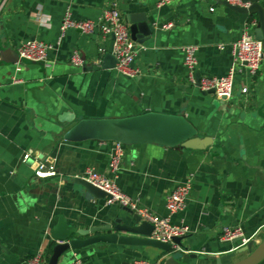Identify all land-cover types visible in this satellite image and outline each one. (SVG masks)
<instances>
[{"label":"crops","instance_id":"0c3cea01","mask_svg":"<svg viewBox=\"0 0 264 264\" xmlns=\"http://www.w3.org/2000/svg\"><path fill=\"white\" fill-rule=\"evenodd\" d=\"M112 1L129 26L130 13H146L156 26L145 43L137 42L144 48L133 63L140 70L135 77L91 66L111 40L98 29L93 34L61 29L66 12L74 19L97 20ZM257 23L258 13H241L217 0H173L162 6L157 0H0V264H30L40 251L49 260L58 242L52 230L61 215L69 226L89 229L125 213L121 204H106L73 181L88 168L111 175L116 142L65 140L61 118L69 113L76 115L72 125L82 118L184 111L212 144L205 150L125 145L118 186L139 206L189 227L181 248L197 257L187 263L213 264L206 258L243 244V239H222L224 226H240L245 238L259 244L264 238V59L251 74L245 64H235L232 52L244 28L252 25L254 33ZM27 40L50 46L49 64L14 61ZM186 45L197 47L201 76L221 77L235 65L231 98L222 102L189 83ZM6 46L12 50L4 51ZM76 51L82 65L71 60ZM26 152L54 160L60 174L38 178L33 160H24ZM188 177L193 188L187 207L171 214L167 196ZM165 258L156 247L101 242L68 251L59 264L76 259L81 264L137 259L164 264Z\"/></svg>","mask_w":264,"mask_h":264},{"label":"water","instance_id":"95a60500","mask_svg":"<svg viewBox=\"0 0 264 264\" xmlns=\"http://www.w3.org/2000/svg\"><path fill=\"white\" fill-rule=\"evenodd\" d=\"M241 13H258V23L254 30L255 38L264 42V6L258 0H243L249 3L248 6H240L229 3L227 0H217ZM130 22V32L133 40L138 43H145L156 30L154 23L150 22L146 13H130L127 16ZM114 35L110 40L105 52L98 53L97 60L91 64L95 70L113 69L117 58L113 54ZM12 50L6 46L4 51ZM15 51V50H13ZM14 61L39 62L20 57L17 51ZM200 72H196V85H200ZM184 88V87H183ZM204 94H215V90L203 91ZM222 102L226 100L221 98ZM76 115L65 114L61 118L64 132V139L72 142L86 140L114 141L123 145L137 143H154L164 147L184 149L205 150L213 142L210 136H200L198 129L186 117L184 111L180 113H166L157 111H146L140 114L114 117L82 118L74 124ZM73 181L81 185L87 194L98 199H105L108 195L104 190L93 185L81 176H74ZM124 215H118L114 223L101 224L89 229H77L69 226L64 216L58 218L52 230V237L57 242L48 264H59V260L68 251L79 250L97 243H119L132 246H152L163 250L166 253L164 264H190L185 260H191L196 254H187L181 248V237H174L173 241L180 248L176 249L173 244L165 243L150 237L154 225L143 219L136 211L128 206H123ZM242 237L233 239V242L242 240ZM246 254L240 257L241 253ZM213 264H260L264 261V238L259 244L254 241L242 244L231 251L212 255L206 258Z\"/></svg>","mask_w":264,"mask_h":264},{"label":"built area","instance_id":"2783aa9c","mask_svg":"<svg viewBox=\"0 0 264 264\" xmlns=\"http://www.w3.org/2000/svg\"><path fill=\"white\" fill-rule=\"evenodd\" d=\"M173 0H157V5L162 6L170 4ZM229 3L240 6H248L249 3L243 0H227ZM214 9V8H212ZM252 25H247L241 37L232 44V52L235 64H245L251 74H256L264 59V42L255 38L254 33L250 30ZM69 28L81 30L85 34H93L97 29L103 37L112 38L114 35L113 54L117 58V63L113 68L114 71L121 75L135 77L140 70L133 66L139 50L144 48L133 40L129 24L124 20L122 12L117 1H112L103 10L101 16L95 19H74L69 12L63 17L61 29L65 31ZM224 46L222 45L221 48ZM50 46L42 41L27 40L18 46L20 57L33 61H44L49 64ZM185 57L184 64L188 70V80L190 84L196 85V72L198 68L197 47L195 45H186L183 48ZM103 52L102 50H100ZM71 60L76 65H82L83 61L79 52H74ZM235 65L229 70L228 74L221 77L201 76L199 89L207 91L214 89L218 98L225 97L229 99L233 96L235 86ZM243 92H248V87L242 88ZM125 145L116 142V149L112 154L109 162L111 175L102 174L95 169L88 168L81 177L90 181L93 185L104 190L108 195L105 198L106 204L119 203L128 206L136 211L143 219L151 222L154 229L150 237L165 243L173 244L174 237H182L189 232L187 225L175 224L170 217H159L147 208L141 207L138 201L130 195L123 192L118 186L115 177L121 169L123 156L125 154ZM24 160H33L34 172L38 178L56 177L60 173L52 159L38 160L32 158L31 152L24 154ZM193 188V178L188 177L179 183L167 196L166 206L169 212L176 213L183 211L187 207V202ZM242 237L243 244L249 241L245 238L240 226H224L222 228L221 238L224 240H233ZM58 242H62L58 240ZM40 251L30 260V264H48V258ZM72 264H81L80 259L74 260ZM133 264H163L161 261H152L148 259L134 260Z\"/></svg>","mask_w":264,"mask_h":264},{"label":"clouds","instance_id":"9594fccd","mask_svg":"<svg viewBox=\"0 0 264 264\" xmlns=\"http://www.w3.org/2000/svg\"><path fill=\"white\" fill-rule=\"evenodd\" d=\"M32 203H35V201H32ZM27 209L26 208H21V211H26Z\"/></svg>","mask_w":264,"mask_h":264}]
</instances>
